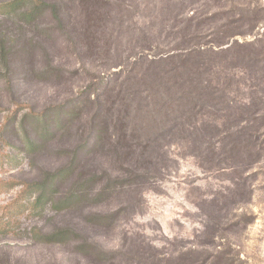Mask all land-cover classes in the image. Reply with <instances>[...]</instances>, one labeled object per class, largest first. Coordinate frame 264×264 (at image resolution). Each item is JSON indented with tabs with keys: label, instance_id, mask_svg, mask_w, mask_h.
Instances as JSON below:
<instances>
[{
	"label": "rangeland",
	"instance_id": "rangeland-1",
	"mask_svg": "<svg viewBox=\"0 0 264 264\" xmlns=\"http://www.w3.org/2000/svg\"><path fill=\"white\" fill-rule=\"evenodd\" d=\"M0 264H264V0H0Z\"/></svg>",
	"mask_w": 264,
	"mask_h": 264
},
{
	"label": "trees",
	"instance_id": "trees-1",
	"mask_svg": "<svg viewBox=\"0 0 264 264\" xmlns=\"http://www.w3.org/2000/svg\"><path fill=\"white\" fill-rule=\"evenodd\" d=\"M236 44H237V43H236ZM236 44H235V46H236ZM232 46H234V45H230L228 48L221 49V50H229ZM195 52H196V51H193V54H195ZM197 52H199V51H197ZM164 59H166V58H164ZM55 235H56V234H55ZM55 235L49 236L50 239H54V237H56Z\"/></svg>",
	"mask_w": 264,
	"mask_h": 264
}]
</instances>
